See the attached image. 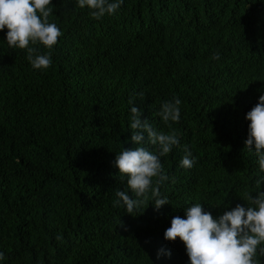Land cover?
Instances as JSON below:
<instances>
[{"label":"trees","instance_id":"obj_1","mask_svg":"<svg viewBox=\"0 0 264 264\" xmlns=\"http://www.w3.org/2000/svg\"><path fill=\"white\" fill-rule=\"evenodd\" d=\"M52 3L63 35L49 69L34 70L0 32L4 264H188L179 238L163 239L171 219L194 203L214 218L247 204L264 175L245 148V115L264 92V0H124L100 20L75 0ZM132 96L141 119L180 138L161 158L169 205L155 211L149 194L133 216L115 204L129 189L113 167L135 147ZM174 97L181 119L169 126L156 113ZM159 249L171 257L157 260Z\"/></svg>","mask_w":264,"mask_h":264},{"label":"clouds","instance_id":"obj_2","mask_svg":"<svg viewBox=\"0 0 264 264\" xmlns=\"http://www.w3.org/2000/svg\"><path fill=\"white\" fill-rule=\"evenodd\" d=\"M75 3L81 9H89L91 18L100 20L105 15L115 14L124 0H75ZM53 7L52 0H0V32L7 29L3 42L12 49H26V59L34 70L43 71L52 66L51 52L63 35L60 28L49 21ZM39 46L48 51L41 53ZM213 59H219V56ZM135 103L136 97H130L129 127L135 147L122 148L113 162V167L118 169L129 189L128 192H115V204L124 207L131 216L142 207L149 194L155 211L169 205L168 198L160 191V187L170 179L161 158L180 146L175 130L169 133L157 130L148 118L141 119L142 110L134 106ZM180 106L181 100L174 97L163 102L156 115L169 126L179 123ZM245 120L248 121L245 148L257 157L259 171L264 173V92L246 113ZM182 150L184 155L180 167L191 169L196 163L195 157L187 146ZM261 182H264V175L256 180V196L245 194L247 204H236L215 218L202 203L192 204L183 211V218L174 216L171 219L163 239L172 242L179 238L188 264H261L258 259L264 257V192L259 190ZM225 207L229 205L225 204ZM161 256L170 258L171 252L159 249L157 260ZM5 259L4 253L0 252V264H4Z\"/></svg>","mask_w":264,"mask_h":264}]
</instances>
